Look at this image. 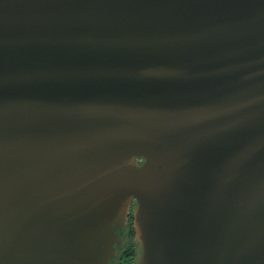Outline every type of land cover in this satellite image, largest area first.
Segmentation results:
<instances>
[{
	"label": "water",
	"instance_id": "1",
	"mask_svg": "<svg viewBox=\"0 0 264 264\" xmlns=\"http://www.w3.org/2000/svg\"><path fill=\"white\" fill-rule=\"evenodd\" d=\"M264 264V0H0V264Z\"/></svg>",
	"mask_w": 264,
	"mask_h": 264
},
{
	"label": "flooded vegetation",
	"instance_id": "2",
	"mask_svg": "<svg viewBox=\"0 0 264 264\" xmlns=\"http://www.w3.org/2000/svg\"><path fill=\"white\" fill-rule=\"evenodd\" d=\"M133 211H134V205L132 204V206L130 207V212L128 215V220L126 222V225L118 229V232L120 233V236H121L120 251L123 249L126 242L130 241L134 244L135 231H134V226H133V221H134ZM131 238H132V241H131ZM134 248H135V245H134Z\"/></svg>",
	"mask_w": 264,
	"mask_h": 264
},
{
	"label": "trees",
	"instance_id": "3",
	"mask_svg": "<svg viewBox=\"0 0 264 264\" xmlns=\"http://www.w3.org/2000/svg\"><path fill=\"white\" fill-rule=\"evenodd\" d=\"M135 251L134 244L130 241L126 242L120 255L119 264H135Z\"/></svg>",
	"mask_w": 264,
	"mask_h": 264
},
{
	"label": "rangeland",
	"instance_id": "4",
	"mask_svg": "<svg viewBox=\"0 0 264 264\" xmlns=\"http://www.w3.org/2000/svg\"><path fill=\"white\" fill-rule=\"evenodd\" d=\"M134 222V221H133ZM135 231V230H134ZM134 238H135V236H134ZM120 244H121V242H120ZM120 244L118 245V250H117V255H116V257L114 258V260L112 261V263L111 264H119L120 263V255H121V252H122V250L120 251ZM134 245H135V250L137 249V246H136V244H135V240H134ZM124 248V247H123ZM135 255H136V251H135Z\"/></svg>",
	"mask_w": 264,
	"mask_h": 264
}]
</instances>
